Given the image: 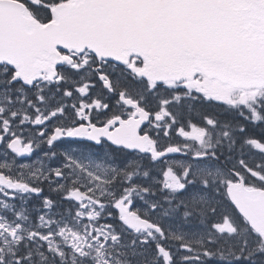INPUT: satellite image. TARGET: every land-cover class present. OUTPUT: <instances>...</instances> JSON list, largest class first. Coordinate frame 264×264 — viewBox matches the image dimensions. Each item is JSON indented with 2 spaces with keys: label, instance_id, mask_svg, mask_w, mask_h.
I'll list each match as a JSON object with an SVG mask.
<instances>
[{
  "label": "snow or ice",
  "instance_id": "obj_1",
  "mask_svg": "<svg viewBox=\"0 0 264 264\" xmlns=\"http://www.w3.org/2000/svg\"><path fill=\"white\" fill-rule=\"evenodd\" d=\"M0 264H264V0H0Z\"/></svg>",
  "mask_w": 264,
  "mask_h": 264
}]
</instances>
